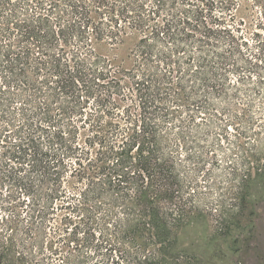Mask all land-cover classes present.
<instances>
[{"label":"trees","instance_id":"obj_1","mask_svg":"<svg viewBox=\"0 0 264 264\" xmlns=\"http://www.w3.org/2000/svg\"><path fill=\"white\" fill-rule=\"evenodd\" d=\"M248 1L0 0V264L169 263L248 118Z\"/></svg>","mask_w":264,"mask_h":264},{"label":"rangeland","instance_id":"obj_2","mask_svg":"<svg viewBox=\"0 0 264 264\" xmlns=\"http://www.w3.org/2000/svg\"><path fill=\"white\" fill-rule=\"evenodd\" d=\"M238 16L246 21L252 90L251 102L239 99L234 112L248 118L200 141L206 151L198 190L208 212L179 230L168 264H264V10L250 0ZM24 254L22 264H43L46 255L37 248Z\"/></svg>","mask_w":264,"mask_h":264}]
</instances>
